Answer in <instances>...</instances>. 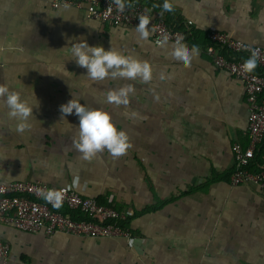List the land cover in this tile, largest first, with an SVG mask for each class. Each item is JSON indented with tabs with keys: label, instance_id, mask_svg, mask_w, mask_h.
I'll return each mask as SVG.
<instances>
[{
	"label": "crops",
	"instance_id": "obj_1",
	"mask_svg": "<svg viewBox=\"0 0 264 264\" xmlns=\"http://www.w3.org/2000/svg\"><path fill=\"white\" fill-rule=\"evenodd\" d=\"M52 1L0 0V84L36 108L20 133L0 100V178L100 198L129 214L132 236L47 235L0 224L12 247L7 264H264V190L231 180L233 144H249L245 84L205 52L210 30L264 47V0H168L171 12L165 0H146L190 31L179 45L196 49L187 66L171 59L175 44L156 39L151 25L144 38L137 27H111L85 8ZM82 39L147 62L150 80L88 79L68 48ZM128 85L127 105L106 102L108 91ZM73 98L109 112L128 137L123 155L82 158L73 146L79 120H62L60 111Z\"/></svg>",
	"mask_w": 264,
	"mask_h": 264
},
{
	"label": "built area",
	"instance_id": "obj_2",
	"mask_svg": "<svg viewBox=\"0 0 264 264\" xmlns=\"http://www.w3.org/2000/svg\"><path fill=\"white\" fill-rule=\"evenodd\" d=\"M53 0V6L85 8L91 18L111 27H137L140 17H146L159 41L175 45L188 42L187 29L171 25L157 13L146 0ZM205 52L215 65L242 80L246 88L251 122L248 130L249 144L235 142L232 147L234 169L231 180L234 185L254 184L264 190V47L236 39L226 32L210 30ZM247 59L255 60L251 71L244 68ZM50 191L60 193L58 206L44 198ZM129 214L109 203H101L96 197L83 195L67 187H53L42 181L0 178V224L12 225L25 232H44L47 235L67 233L88 237L132 236L124 226ZM11 244L0 232V264H7L11 256Z\"/></svg>",
	"mask_w": 264,
	"mask_h": 264
},
{
	"label": "clouds",
	"instance_id": "obj_3",
	"mask_svg": "<svg viewBox=\"0 0 264 264\" xmlns=\"http://www.w3.org/2000/svg\"><path fill=\"white\" fill-rule=\"evenodd\" d=\"M120 10L124 5L116 0ZM163 9L171 12L172 8L168 0H165ZM150 21L146 17H140L137 31L147 38V25ZM71 43L69 48L70 56L77 66L87 69V77L93 81H102L111 76L112 78L135 79L140 77L147 82L151 78V68L147 62H142L123 55L113 50H105L102 46L89 45L86 39ZM196 54L195 47L189 53L182 46L174 45L171 59L180 65L187 66ZM255 67V60L249 59L245 62L244 68L251 71ZM131 85L118 90H110L106 95V102L116 105H127L128 95L133 92ZM0 100L7 108V115L10 120L16 121V131L23 133L31 126V119L34 117L33 104L25 96L17 92L8 84H0ZM60 111L62 120L68 115L75 114L79 120L77 138L73 141L74 148L82 154L84 160L93 159L98 153L105 150L114 156L123 155L130 147L128 137L123 130L117 128L113 123L109 112L103 109H90L86 103H81L79 98L70 99L66 104L61 105ZM44 198L54 206L59 205L60 193L55 191L47 192Z\"/></svg>",
	"mask_w": 264,
	"mask_h": 264
},
{
	"label": "trees",
	"instance_id": "obj_4",
	"mask_svg": "<svg viewBox=\"0 0 264 264\" xmlns=\"http://www.w3.org/2000/svg\"><path fill=\"white\" fill-rule=\"evenodd\" d=\"M169 23H170V22H169ZM170 24H171V23H170ZM171 25L174 26L173 23H172ZM175 27H176V28H179V29H184V28L182 27L181 24H180V25H176ZM201 36H202V35H200V34L198 35V33H196V34H195V38H194V40H197V41H198L199 38H200ZM207 41H208V39H207ZM247 60H248V59H247ZM253 69H254V68H253ZM97 199H98L101 203H105L104 200H102V199H100V198H97ZM127 223H128V222H124L123 225L126 226V227H129Z\"/></svg>",
	"mask_w": 264,
	"mask_h": 264
}]
</instances>
